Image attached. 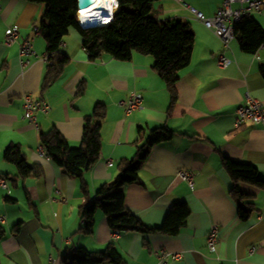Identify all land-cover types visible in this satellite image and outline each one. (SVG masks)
I'll return each mask as SVG.
<instances>
[{
  "label": "crops",
  "instance_id": "crops-1",
  "mask_svg": "<svg viewBox=\"0 0 264 264\" xmlns=\"http://www.w3.org/2000/svg\"><path fill=\"white\" fill-rule=\"evenodd\" d=\"M183 1L211 17L224 0H215L207 11ZM45 12V5L0 0V179L17 174L16 167L4 158L12 145L21 148L30 165L44 170L40 179L16 186L7 180L8 190L0 186V217L5 218L6 230L0 241V264H64V258L78 249L98 253L111 244L123 264H161L162 251L182 254L180 260L166 264H264V190L245 187L256 196L258 211L249 221H241L239 204L230 194L233 183L223 166V158L253 165L264 179V125L235 126L236 112L247 95L264 105L260 72L264 50L258 60L234 40L227 53L233 63L222 69L217 64L223 52L221 40L176 0H158L152 6L156 20L162 24L187 21L196 36L192 61L180 73L178 98L172 108L171 94L154 69L153 57L134 53L129 61H118L103 54L91 61L75 28L69 29L61 49L70 59L69 66L54 85L44 89L47 45L39 31ZM10 27L19 29L20 42L34 40L37 57L27 69L18 46L7 48L3 43ZM81 83L86 88L78 97ZM133 93L143 95L145 110L126 115L118 104ZM25 95L47 98L52 105L47 116H38V129L24 118ZM98 104L106 108L102 150L85 177L86 197L79 180L40 155V135L55 128L71 146L78 147L85 118ZM157 128H167L175 135L152 149L139 181L125 187V205L146 227L158 229L174 205L186 204L191 213L186 226L177 236L134 232L121 233L113 240L114 231L98 211L94 233L83 234L81 208L115 178L121 160L134 156L135 145ZM109 161L114 163L112 168L107 166ZM181 171L193 173V187L178 178ZM214 226L219 229V244L211 253L207 238Z\"/></svg>",
  "mask_w": 264,
  "mask_h": 264
},
{
  "label": "trees",
  "instance_id": "trees-1",
  "mask_svg": "<svg viewBox=\"0 0 264 264\" xmlns=\"http://www.w3.org/2000/svg\"><path fill=\"white\" fill-rule=\"evenodd\" d=\"M29 3L45 5L44 23L40 35L47 45L48 65L43 80L47 89L55 84L70 64V59L62 53V45L69 29L75 28L83 37V45L91 61L108 54L118 61H129L134 53L151 56L155 60V71L171 94V108L177 101L176 84L180 73L189 67L195 46V33L189 22L180 19L160 23L152 16V6L158 0H119L120 9L114 14L108 27L81 29L77 24L78 0H26ZM236 40L240 49L248 54H255L264 44V29L255 17H244L236 26ZM260 72L264 78V65ZM86 85H79L78 97L85 92ZM106 117V108L98 104L94 111L85 118L83 137L78 147H73L53 128L40 135V143L49 158L64 172L81 184L86 197L89 185L86 175L99 161L102 150L101 128ZM174 132L167 128L153 130L144 142L135 145L132 158H125L117 165L115 178L105 183L98 190L94 200H87L81 208L85 226L81 232L92 235L95 231V216L102 211L108 226L120 233H140L148 235L160 233L177 236L186 226L190 210L186 204L174 205L158 229H149L125 205V187L139 181V173L149 158L152 149L173 139ZM5 160L14 165L17 174L6 176L13 186L28 180H37L44 176L39 165H30L27 157L18 145L8 147ZM223 166L229 174L233 187L231 197L239 204V218L249 221L258 211L255 195L245 187L257 191L264 190V179L258 169L249 164L234 162L223 158ZM7 201H11L7 198ZM6 230L0 224V241ZM64 264H123V259L111 244L105 251L93 253L81 248L63 260Z\"/></svg>",
  "mask_w": 264,
  "mask_h": 264
},
{
  "label": "built area",
  "instance_id": "built-area-1",
  "mask_svg": "<svg viewBox=\"0 0 264 264\" xmlns=\"http://www.w3.org/2000/svg\"><path fill=\"white\" fill-rule=\"evenodd\" d=\"M113 1V0H108ZM184 8H186L193 16V19L201 23L205 28L213 32V34L221 40L223 44V52L217 57V64L220 68L226 69L232 63L233 60L227 56V53L231 51V43L236 40V26L241 22L244 17H251L253 15L264 16V0H224L221 7L217 12L211 16L207 17L205 14L196 8L188 5L183 0H176ZM92 7L86 9L77 10V24L81 29L91 28L90 24H84L82 21L83 11H88ZM120 8V1L116 0L114 8H104L105 10H94V15H99L102 17L110 16L108 23L105 24L106 27L110 25L113 20L115 12ZM38 32V29H35ZM20 33L17 27H10L5 32L4 45L7 48L18 46L19 57L22 59L23 68L27 69L32 65V60L37 57V53L34 48V40L27 39L23 42L19 41ZM264 50V44L260 46L258 51L254 54L255 59H260V52ZM45 61L48 63V56H45ZM119 107L125 112L126 115H130L137 111L145 110L144 97L140 93H133L129 98L119 102ZM52 111V105L47 98L35 99L30 95L24 96V118L32 125L34 128L38 129V116H47ZM247 123L252 124H262L264 125V105L261 101L252 98L250 95L246 96V101L242 104L235 117L236 128H241ZM39 153L47 160H51L46 154L43 145L39 147ZM107 166L112 168L114 163L112 161L107 162ZM178 178L187 182L189 186H194V175L191 172L181 171L177 174ZM1 188L8 190V181L4 178L0 179ZM5 218L0 217V224H4ZM121 235L120 232L114 231L113 240H117ZM208 248L211 253L217 251V246L219 244V229L214 226L207 238ZM254 252V249L252 250ZM159 260L161 264H166L169 261H177L182 258V254L173 253L169 254L165 251L160 252ZM52 263L56 260L52 259Z\"/></svg>",
  "mask_w": 264,
  "mask_h": 264
},
{
  "label": "bare ground",
  "instance_id": "bare-ground-1",
  "mask_svg": "<svg viewBox=\"0 0 264 264\" xmlns=\"http://www.w3.org/2000/svg\"><path fill=\"white\" fill-rule=\"evenodd\" d=\"M92 2L91 4V9H89L88 11H83V15H82V21L84 22V24H90L91 28H97V27H106L105 24L108 23V20L110 18V16L108 17H102L99 15H94V10H98V6L102 7V10H105L104 8H114V5L116 4V0L113 1H108V0H90Z\"/></svg>",
  "mask_w": 264,
  "mask_h": 264
},
{
  "label": "rangeland",
  "instance_id": "rangeland-1",
  "mask_svg": "<svg viewBox=\"0 0 264 264\" xmlns=\"http://www.w3.org/2000/svg\"><path fill=\"white\" fill-rule=\"evenodd\" d=\"M189 3L193 4L197 8L207 11V9L212 7V4L215 3V0H187ZM255 19L263 26L264 28V19L262 16H255Z\"/></svg>",
  "mask_w": 264,
  "mask_h": 264
},
{
  "label": "water",
  "instance_id": "water-1",
  "mask_svg": "<svg viewBox=\"0 0 264 264\" xmlns=\"http://www.w3.org/2000/svg\"><path fill=\"white\" fill-rule=\"evenodd\" d=\"M92 2L90 0H78L77 1V9H86L89 8L91 6ZM98 10H102L101 6H98L97 8Z\"/></svg>",
  "mask_w": 264,
  "mask_h": 264
}]
</instances>
